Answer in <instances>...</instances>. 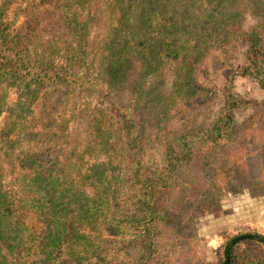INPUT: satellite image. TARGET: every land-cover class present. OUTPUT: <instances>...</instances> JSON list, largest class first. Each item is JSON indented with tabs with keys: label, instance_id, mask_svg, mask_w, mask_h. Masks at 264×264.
<instances>
[{
	"label": "trees",
	"instance_id": "1",
	"mask_svg": "<svg viewBox=\"0 0 264 264\" xmlns=\"http://www.w3.org/2000/svg\"><path fill=\"white\" fill-rule=\"evenodd\" d=\"M48 1L55 14L43 42L11 29L7 12L22 6L0 0V264H223L225 252L228 264H264L259 229L243 240L257 252L227 249L236 231L221 235L216 262L195 257L196 222L219 212L226 193L264 196V99L218 100L195 75L243 32L247 64L236 73L263 74L264 44L241 24L255 16L264 30V0ZM104 16L106 32L89 49ZM41 18L24 25L39 29ZM6 87L18 92L10 108ZM81 91L97 105L76 109ZM77 118L93 141L70 140ZM125 124L147 158L133 186Z\"/></svg>",
	"mask_w": 264,
	"mask_h": 264
},
{
	"label": "rangeland",
	"instance_id": "2",
	"mask_svg": "<svg viewBox=\"0 0 264 264\" xmlns=\"http://www.w3.org/2000/svg\"><path fill=\"white\" fill-rule=\"evenodd\" d=\"M38 0H17V3H20L22 6L21 9L15 8L13 11L9 10L7 12V19L11 21V29L13 30H23V31H35L39 32V37L41 41L45 42L49 36L50 33L44 32L46 29V26L50 25V18L49 15L55 14V8L51 6V3L48 1L46 3L41 1V5H37ZM29 3V4H28ZM44 8H47L49 13L43 14L42 11ZM42 17V18H41ZM41 18V23L43 24V27L39 25V29H35L33 27H30L31 25L38 26V20ZM24 20L31 21V25L28 24L24 25ZM106 25H107V17L104 16L103 23L102 24H96L95 26L91 27L90 34H89V42L90 46L88 47L90 49L92 43L94 40H99L102 38L106 32ZM241 28L243 31H248L251 28V32L249 34L255 35L258 39L262 40V43L264 44V30H259V20L255 18V16H246V19L243 20V23L241 24ZM44 29V30H42ZM242 36V37H241ZM246 37L247 35L243 32L239 35V37L236 39V41L233 43L235 44V47L232 49V45H230L227 50L231 49L230 52L226 54H222L224 51H221L220 48H214L211 50V53L205 58L201 63H199L196 67L195 75L197 82L205 87H212L216 90L218 94V100H221L223 95L225 93H230L232 96H234L237 99L240 100H251V102L259 101L261 99H264V87H261L260 85V79L264 77V69L263 74L258 77L249 76V75H240L236 73V71L240 70L245 64H247V49L248 46L246 44ZM226 51V50H225ZM171 69V67H170ZM233 71V74L230 75V71ZM223 87V89H222ZM7 88L8 96L6 99V103L8 107L14 106L17 98H18V92L16 89L13 88ZM52 90V86L48 87L47 91ZM75 94L71 95V101ZM44 96V90H42L37 98V100L33 103L32 109L36 112L37 109L42 108L41 100ZM98 101L94 97V95L88 94V91H81L79 94V98L75 99V107L76 109H92L95 105H97ZM250 104V103H249ZM248 108L251 109L249 105H247ZM245 106V107H247ZM106 107V106H105ZM209 108L217 109L215 107V104ZM69 109V108H68ZM5 109L0 113V126L3 123V119L5 116L8 115ZM27 125L28 130L30 132H35L36 128L33 126L31 122V117L27 118ZM70 129L68 131V135L70 140L72 141H78L81 139L82 141L90 140L93 141V136L91 132L89 133V129H85V126L83 124V121L81 122L79 118L75 120L72 124L70 123ZM125 128L127 130V134L129 135L130 140L128 143L131 146V151H133L132 157H131V163L129 165V174L133 175V183L132 186L136 183L141 182V172L143 169L145 170L147 162H146V156L144 151V146L139 143L134 137H135V131L130 126V124H125ZM145 162V165H144ZM22 172H16L15 176L21 174ZM9 181V180H7ZM6 181V182H7ZM127 185V183H126ZM17 188V187H13ZM18 189V188H17ZM91 192V190H89ZM228 193L225 194L223 197L226 205V210L228 207H230L233 204L234 197L229 199ZM247 195V194H246ZM239 196L236 198V209L232 208L231 214L241 218L242 223L239 224L238 227H236V230L233 231L236 232H246L248 231H263L264 232V197H260L257 199L249 198L248 196ZM20 197H27V195L19 194ZM202 220V219H201ZM200 219L197 220L196 226H197V235H198V244L195 248V257L201 258L205 262H216L217 258L219 256V253L221 252V249H219L220 242H221V234L225 231H222L221 233L214 234L213 232H210V225L206 223L205 221H201ZM27 224L32 227H36V229L39 227L40 223L37 220V217L34 213L28 214L27 216ZM202 224V225H201ZM206 226V227H205ZM201 227V230L203 233L200 235L199 228ZM255 227V228H254ZM257 228V229H256ZM242 229V231H241ZM215 235V236H214ZM245 241H239L237 242V245L234 249L235 254H239L242 252L243 249H248L250 251H259L256 247H253V245L245 244ZM219 249V250H218ZM187 255L185 251H183ZM177 258H179V254H176Z\"/></svg>",
	"mask_w": 264,
	"mask_h": 264
},
{
	"label": "crops",
	"instance_id": "3",
	"mask_svg": "<svg viewBox=\"0 0 264 264\" xmlns=\"http://www.w3.org/2000/svg\"><path fill=\"white\" fill-rule=\"evenodd\" d=\"M240 195L241 196L246 195L249 198H253V199L264 197V196L251 197L247 192H244L243 194H237V195L228 194L227 195L228 198L231 199V198L234 197V200H232L233 204L230 207H228L227 210H226V205H225V201L226 200H224V198H223L222 201H221V210L219 212L213 213V214H209L207 216L199 218L200 220L202 219L203 221H205L206 223H208L210 225V227H211L210 228V232L214 231V234H217V233L219 234V233H221L224 230L225 231L222 234L227 233V232H234L236 230V227H238L239 224L242 223V221H244L241 218L236 217V216L231 214L232 208H234V210L236 209L235 208L236 207V205H235L236 204V200L235 199L238 198ZM233 229H234V231H233ZM199 233H200V235H202V233H203L202 230H201V227L199 228ZM203 234H205V233H203Z\"/></svg>",
	"mask_w": 264,
	"mask_h": 264
},
{
	"label": "water",
	"instance_id": "4",
	"mask_svg": "<svg viewBox=\"0 0 264 264\" xmlns=\"http://www.w3.org/2000/svg\"><path fill=\"white\" fill-rule=\"evenodd\" d=\"M256 238V236L252 233H243L242 235H238L236 237H234L229 244L226 245V248L228 249L230 246H233L235 243L245 240V239H254ZM264 242V240H263ZM228 254L227 252L224 253V260H223V264H228Z\"/></svg>",
	"mask_w": 264,
	"mask_h": 264
},
{
	"label": "built area",
	"instance_id": "5",
	"mask_svg": "<svg viewBox=\"0 0 264 264\" xmlns=\"http://www.w3.org/2000/svg\"><path fill=\"white\" fill-rule=\"evenodd\" d=\"M241 231H242V229H241ZM242 233H248V231H246V232H243V231H242Z\"/></svg>",
	"mask_w": 264,
	"mask_h": 264
}]
</instances>
